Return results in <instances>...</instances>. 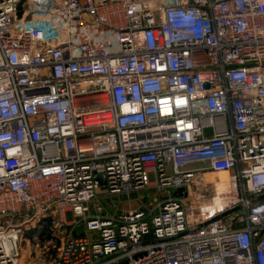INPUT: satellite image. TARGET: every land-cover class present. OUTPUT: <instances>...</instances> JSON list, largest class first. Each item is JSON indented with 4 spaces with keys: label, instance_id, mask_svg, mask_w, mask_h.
<instances>
[{
    "label": "built area",
    "instance_id": "built-area-1",
    "mask_svg": "<svg viewBox=\"0 0 264 264\" xmlns=\"http://www.w3.org/2000/svg\"><path fill=\"white\" fill-rule=\"evenodd\" d=\"M44 216L31 264H264V0H0V264Z\"/></svg>",
    "mask_w": 264,
    "mask_h": 264
},
{
    "label": "rangeland",
    "instance_id": "rangeland-1",
    "mask_svg": "<svg viewBox=\"0 0 264 264\" xmlns=\"http://www.w3.org/2000/svg\"><path fill=\"white\" fill-rule=\"evenodd\" d=\"M177 191L179 192V189H177ZM153 194H155V189L153 187H149L131 193L111 194L107 197H103L100 200V203L103 204L105 206V209L110 212H113L118 209H135L140 207L146 208L150 205ZM55 219L56 217L52 219L48 216L37 217L27 222L23 226V233L21 236L20 243L21 254L24 260V264H31V256L35 259L33 253L30 254L29 251H31V241L34 236H37L39 230H42L43 233L49 231V233L45 234L46 236L51 235V233H56V230L54 229V226L52 224L54 221L57 220ZM45 226H49V229L47 228L45 230Z\"/></svg>",
    "mask_w": 264,
    "mask_h": 264
},
{
    "label": "trees",
    "instance_id": "trees-1",
    "mask_svg": "<svg viewBox=\"0 0 264 264\" xmlns=\"http://www.w3.org/2000/svg\"><path fill=\"white\" fill-rule=\"evenodd\" d=\"M46 228H45V230L48 228L47 226H45ZM43 232V231H42Z\"/></svg>",
    "mask_w": 264,
    "mask_h": 264
},
{
    "label": "water",
    "instance_id": "water-1",
    "mask_svg": "<svg viewBox=\"0 0 264 264\" xmlns=\"http://www.w3.org/2000/svg\"><path fill=\"white\" fill-rule=\"evenodd\" d=\"M100 179V181L102 182V179L101 178H99Z\"/></svg>",
    "mask_w": 264,
    "mask_h": 264
}]
</instances>
